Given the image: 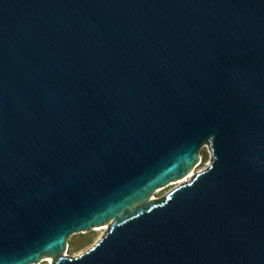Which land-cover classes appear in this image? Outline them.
Segmentation results:
<instances>
[{"label":"water","instance_id":"water-1","mask_svg":"<svg viewBox=\"0 0 264 264\" xmlns=\"http://www.w3.org/2000/svg\"><path fill=\"white\" fill-rule=\"evenodd\" d=\"M0 264H264V0H0Z\"/></svg>","mask_w":264,"mask_h":264},{"label":"rangeland","instance_id":"rangeland-1","mask_svg":"<svg viewBox=\"0 0 264 264\" xmlns=\"http://www.w3.org/2000/svg\"><path fill=\"white\" fill-rule=\"evenodd\" d=\"M208 163H209V154L203 151L198 156V167H197V171L196 172L205 169L208 166ZM194 174H192V175H194ZM192 175L190 177H188L184 181H188L192 177ZM166 194H164V195H162V196H160V197H158L156 199H160L163 196H165ZM105 233H106V231H101V232H99L98 234L94 235L93 237H91L89 239L84 237V236L80 237V238H77V239H74V241L71 244L70 248L68 249L66 255L67 256H76L77 254L87 250L89 247H91Z\"/></svg>","mask_w":264,"mask_h":264},{"label":"bare ground","instance_id":"bare-ground-1","mask_svg":"<svg viewBox=\"0 0 264 264\" xmlns=\"http://www.w3.org/2000/svg\"><path fill=\"white\" fill-rule=\"evenodd\" d=\"M186 180V179H185Z\"/></svg>","mask_w":264,"mask_h":264}]
</instances>
